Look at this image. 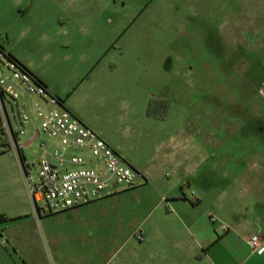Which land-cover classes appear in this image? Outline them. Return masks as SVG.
<instances>
[{
    "label": "rangeland",
    "instance_id": "obj_1",
    "mask_svg": "<svg viewBox=\"0 0 264 264\" xmlns=\"http://www.w3.org/2000/svg\"><path fill=\"white\" fill-rule=\"evenodd\" d=\"M87 2V21L62 22L57 32L64 26L68 33L43 50L59 61L61 76L83 70L69 100L154 183L60 213L39 202V220L19 161L7 151L0 154V221L23 215L8 224L36 227L52 259L55 249H68L101 264H173L195 243L197 218L215 229L224 252L251 254L246 239L259 230L245 217V172L264 161V0ZM10 27L0 17L2 44ZM101 46L100 59L87 66ZM32 138L29 129L23 140ZM43 142L51 143L44 133L24 148L36 176ZM170 191L195 203L190 217L168 209ZM222 224L233 229L226 234ZM186 264L214 263L199 256Z\"/></svg>",
    "mask_w": 264,
    "mask_h": 264
},
{
    "label": "built area",
    "instance_id": "obj_2",
    "mask_svg": "<svg viewBox=\"0 0 264 264\" xmlns=\"http://www.w3.org/2000/svg\"><path fill=\"white\" fill-rule=\"evenodd\" d=\"M29 129H33L34 138L23 140ZM43 133L51 143L41 144L36 176L27 164L24 148ZM7 151L19 161L39 220V202H44L49 213H60L116 196L148 181L143 172L65 108L64 102L30 70L0 48V154ZM221 229L228 232L231 228L222 224ZM136 236L141 241L145 238L143 232ZM249 245L255 253L264 252L259 236H253Z\"/></svg>",
    "mask_w": 264,
    "mask_h": 264
},
{
    "label": "crops",
    "instance_id": "obj_3",
    "mask_svg": "<svg viewBox=\"0 0 264 264\" xmlns=\"http://www.w3.org/2000/svg\"><path fill=\"white\" fill-rule=\"evenodd\" d=\"M87 1L0 0V17L11 25L5 31L7 42L5 44L0 43L17 61L30 70L51 94L62 99L65 108L72 110L71 112L83 124L97 132L129 162V157L124 154L123 148L105 137L103 131L97 127L96 129L92 120L85 121L78 112L79 107L69 100L71 96L68 94L81 80L83 70L76 71L75 69L76 72L73 71L74 73L71 75L61 76L57 65L59 61L55 59L50 50H43V48L55 47L60 42L59 34L61 32L68 33L64 31L67 28L64 26H62L61 31L57 32L58 25L62 22L66 25L69 23L80 25L87 21L89 15L85 9H88L91 4ZM100 3L103 4L104 0H100ZM112 5H117V0H108L107 7ZM101 49L102 46L94 51L93 56L86 61L87 66H95L100 59ZM261 94L264 98V93L261 92ZM66 95L68 96L66 97ZM99 109L105 114L108 112V106L105 103H102ZM261 121L264 124V118ZM253 153L256 154L255 157L260 158L262 151L254 150ZM129 163L133 165L131 162ZM133 166L135 167V165ZM178 169L183 172L184 167L180 165ZM251 169L255 171L253 173L249 171L248 176L245 172V186L248 188L247 195L245 194V217L249 219V222L258 226L259 233L252 234L251 237L259 236L263 240L264 246V161L261 158L256 160ZM144 172L143 174L148 180L147 183L150 179L153 181L152 178L154 177ZM182 182L184 184V179ZM163 199L168 203L167 207L171 212L180 209L188 217L192 215L191 208L195 206V203L190 202L185 194L180 197L178 193L175 194L170 191V194ZM196 201L197 204L201 202L200 199ZM22 216L5 217L4 220L0 221V237L6 239V243H4L3 239L0 238V264H101L100 261L90 257H76L74 251L68 249L63 251L55 249V259L50 258V250L48 256L42 243L41 233L36 227L8 224L12 220H20ZM201 220L202 218H197L192 221V225L198 233L195 237V243H187L178 253L173 264H186V259L192 261L199 256L211 259L214 264H264V252L259 254L252 251L246 257H234L233 253L224 252L221 244L222 238L217 235L210 223L203 224L200 223ZM31 221L34 220L31 219ZM1 223L5 224L1 225ZM229 227L231 229L226 234L233 229L230 225ZM153 231L154 229L150 228L147 232L151 234ZM250 239V237L247 238L246 243L251 248ZM163 258L169 259L166 254Z\"/></svg>",
    "mask_w": 264,
    "mask_h": 264
},
{
    "label": "trees",
    "instance_id": "obj_4",
    "mask_svg": "<svg viewBox=\"0 0 264 264\" xmlns=\"http://www.w3.org/2000/svg\"><path fill=\"white\" fill-rule=\"evenodd\" d=\"M0 48L1 49H4V47L3 46H1L0 45ZM10 56H11V58L13 59V60H15V61H17L11 54H10ZM17 62H19V61H17ZM20 63V62H19ZM24 66V65H23ZM25 67V66H24ZM26 68V67H25ZM62 100V99H61ZM63 101V100H62ZM149 113L151 114V115H156V110H155V102H151L150 103V106H149Z\"/></svg>",
    "mask_w": 264,
    "mask_h": 264
}]
</instances>
